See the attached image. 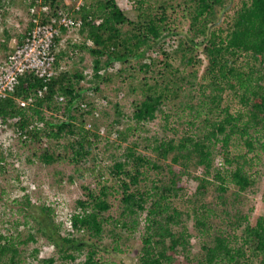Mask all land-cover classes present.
<instances>
[{
    "label": "trees",
    "instance_id": "obj_1",
    "mask_svg": "<svg viewBox=\"0 0 264 264\" xmlns=\"http://www.w3.org/2000/svg\"><path fill=\"white\" fill-rule=\"evenodd\" d=\"M120 1L84 0L76 11L83 20L81 36L93 42L92 46L74 44L78 51H73L74 55L88 52L93 58L89 88L78 85L86 79L84 73L64 68L39 97L36 93L45 85L43 79L26 73L15 92L0 100L2 124L16 130L34 124L27 130L29 139L40 141L43 134L59 139L79 128L73 116L74 111H80L73 108L76 98L86 89L98 94L100 84L112 80L115 73L101 74V70L116 61L125 64L142 59L150 49H158V57L165 58L164 71L158 73L161 80L144 83L142 99L127 118L132 123L124 127L125 114L119 103L114 104L111 127L119 141H127L135 129L159 114L164 120L163 135L146 139L148 154L139 152L140 145L133 142L126 147L124 159L115 163L111 174L122 189L120 216H104L112 208L108 199L112 187L106 184L98 193L91 190L87 200H78L72 212L71 224L75 232H84L83 236L69 231L63 236L50 207H41L42 219L26 214L38 223L37 234L46 236L61 254L60 262L52 256L37 264H70L82 253L85 260L78 264H112L99 256L100 251H109L101 244L104 234L113 236L117 243L113 250L122 252L118 243L121 233L136 232L141 214H145L144 226L141 242L133 249L135 264H264V215L252 221L240 200L256 185L259 171L255 168L264 156V0H186L189 26L173 32L164 5L156 8V1L131 0L136 11L132 19ZM53 3L61 5L58 0ZM155 9L163 12L153 14ZM32 25L29 22L25 32ZM126 25L128 29H124ZM170 36L178 46L173 56L168 55L173 45L164 46ZM57 57L59 66L61 54ZM154 59L142 63L141 68L150 71ZM204 63L200 72L197 66ZM31 95L35 97L32 104L19 105L18 100ZM60 96L65 99L63 106L58 102ZM61 107L67 119L51 122L47 114L54 115ZM93 108L81 114L95 118ZM104 109L106 106L99 108L100 115ZM79 129L83 135L73 142L78 147L75 156L88 154L84 144L91 146V139L101 136L99 130L84 124ZM39 157L47 164L58 159L49 151ZM184 176L197 182L194 195L186 199ZM210 191L214 197L207 202ZM24 200L20 208L31 213L35 206L29 196ZM190 220L195 235L189 231ZM16 226L0 232V264H26L22 246L35 241L36 236L30 232L23 236ZM194 236L200 243L196 254L192 253ZM38 253L35 249L33 256Z\"/></svg>",
    "mask_w": 264,
    "mask_h": 264
},
{
    "label": "rangeland",
    "instance_id": "obj_2",
    "mask_svg": "<svg viewBox=\"0 0 264 264\" xmlns=\"http://www.w3.org/2000/svg\"><path fill=\"white\" fill-rule=\"evenodd\" d=\"M58 1L65 4L62 0ZM153 1H156L154 5L156 8L161 5L167 7L165 12L168 16L167 23L171 29L170 32L188 28L190 21L187 16L188 3L186 0H151V2ZM132 5L131 0L120 1L121 8L127 10L128 15L133 19L136 16V11L132 9ZM23 9L24 13L27 12L28 6H24ZM156 12L160 13L163 10L155 9L153 14ZM124 29H128V26H124ZM20 33L24 35V33ZM0 34L2 35L3 32L0 31ZM177 48L178 46L172 48L168 55L173 56ZM2 52L4 51H0V61L5 59L4 56L6 55ZM60 54V60H63L66 64V70L73 73L80 71L86 76V79L81 80L78 85L91 86L88 83V78H91L94 73L91 55L88 52H83L81 57L84 58L83 61L85 62L79 63V57L70 55L69 52H61ZM200 57H202L201 54ZM154 58L155 65H152L151 70L148 72L141 68V64L144 63L143 58L125 64L120 63L121 67L119 68L122 69L113 74L112 80L100 84L98 95L108 99L110 104L107 105L99 117L92 118L88 113L73 112L74 124L77 125V128H80L82 124L86 126L88 121L94 120L93 130H99V132L103 130L100 137L91 139V146H88L87 143L84 144L86 150H89L88 154L75 156V150L78 147L73 142L80 140L83 135L79 128L73 135L63 133L62 137L55 139L43 134L40 141H35L29 139V137L26 140L18 137L16 128L13 125H0V162H2V167H0V232L12 229L16 226L15 222H19L16 227H18V231L22 232L23 236H26L29 232L35 234V241L22 246L26 264H37L39 259L52 256L56 257L59 262L61 261V254L48 238L41 233L37 234L38 223L36 220L29 218L26 214H32L42 219L45 214H42L41 207L52 208L54 222L61 226V234L67 236L69 232L64 222L66 221V213L73 212L76 209L78 200H87L88 193L91 190H96L98 193L100 187L106 184L112 187L108 198L112 208L104 212V216H111L114 219L120 216L122 212V189L120 188V182L111 174L114 171L115 163L120 158L124 159L126 147L131 146L133 142L140 145L137 149L139 152L148 154L149 152L145 149L146 139L163 135L164 120L159 114L156 119L143 123L135 129L127 141H119L116 139V131H112L114 129L111 127L116 115L114 104L119 103L125 114L123 118L124 127L127 122L132 123L133 121L130 119L128 121L127 118L132 115L134 105L142 99L144 83L152 84L154 78L161 80L158 73L164 71L165 58L164 60L160 56ZM175 65H180L178 59L175 60ZM204 67L205 63L197 66L200 72H203ZM61 109L62 107L54 115L52 113L47 114L51 122L57 123L62 119H67L66 113H62ZM172 124L174 125V123ZM46 151L54 153L58 159L50 164L45 163L39 156ZM216 166H218L217 163ZM255 170L259 171L256 185L244 193L240 199L243 202V210L249 212L252 221L264 215V156ZM100 181L104 183L100 184ZM183 181L186 185V195L184 197L186 199L187 196L194 195L197 182L188 176H184ZM25 196H29L35 206L31 213L29 209L20 208V202L25 201ZM213 197L214 195L210 191L206 201H212ZM178 205L184 208V205H180V203ZM144 216L145 214L140 215V225L136 232L132 234L128 232L121 233L122 237L118 243L121 244L122 252L113 250L117 243L114 237L106 232L101 244L108 247L109 251H100L99 256H102L104 261L112 264H135L136 258H134L135 252L133 249L138 247L141 242ZM108 228H111V225ZM188 228L192 234H196L193 220L188 222ZM73 234L79 237L83 236L84 232L76 231ZM35 249L39 250L38 257L33 256ZM199 250L200 243L194 236L192 237V253L196 254ZM84 260L85 253H82V255H78L76 261L70 264H78Z\"/></svg>",
    "mask_w": 264,
    "mask_h": 264
},
{
    "label": "built area",
    "instance_id": "obj_3",
    "mask_svg": "<svg viewBox=\"0 0 264 264\" xmlns=\"http://www.w3.org/2000/svg\"><path fill=\"white\" fill-rule=\"evenodd\" d=\"M28 7V22L32 26L27 32L23 41L18 44L13 51L0 62V100L11 96L19 83L20 77L26 73H33L42 78L45 85L37 90V96L43 97L48 90V83L61 70H64V64L57 65L58 54L61 50L68 49L70 45L85 42L86 45L92 46L90 39L84 40L80 32L83 28V20L76 13L83 5L84 0H79L73 7L63 5L56 6L53 0H26ZM70 42V43H69ZM176 46V38L168 37L165 47ZM74 51H78L75 48ZM158 49L146 50L144 53V63H150L151 59L158 57ZM120 62L116 61L103 70L101 74L116 73ZM58 67V68H57ZM90 86H86L89 88ZM35 97L31 95L28 99H20L18 103L25 107L34 102ZM65 99L63 96L58 98V102L63 106ZM93 105L94 117L100 116L102 106L108 105L106 98H101L91 89L84 90L80 97L76 98L73 108L79 109L80 113L87 111ZM64 111V107L61 109ZM63 118V116H62ZM34 124H31L26 130H19L17 136L26 140L28 138L27 130H32ZM42 127V124H40ZM93 127L92 122L88 121L86 128ZM103 130L100 132L102 135ZM60 205V203H58ZM63 205V204H61ZM70 211V210H68ZM64 221L69 232H75L71 224L72 211L66 213Z\"/></svg>",
    "mask_w": 264,
    "mask_h": 264
},
{
    "label": "crops",
    "instance_id": "obj_4",
    "mask_svg": "<svg viewBox=\"0 0 264 264\" xmlns=\"http://www.w3.org/2000/svg\"><path fill=\"white\" fill-rule=\"evenodd\" d=\"M66 5L74 6L79 0H62ZM24 6H27L24 0H0V51H4L5 58L13 49L20 44L25 35V29L29 24L27 12L24 11ZM25 20V22H24ZM19 33V34H18ZM73 55V54H72ZM79 57L78 62L84 63L80 54L74 55ZM66 65V64H65Z\"/></svg>",
    "mask_w": 264,
    "mask_h": 264
},
{
    "label": "clouds",
    "instance_id": "obj_5",
    "mask_svg": "<svg viewBox=\"0 0 264 264\" xmlns=\"http://www.w3.org/2000/svg\"><path fill=\"white\" fill-rule=\"evenodd\" d=\"M61 5L64 6V4H61ZM68 6H69V5H68ZM28 7H29V5H28ZM69 7H70V6H69ZM72 7H73V6H72ZM0 12H1V9H0ZM27 12H28V10H27ZM27 18H28V16H27ZM82 37H83V36H82ZM69 43H70V42H69ZM82 43H83V42H82ZM74 50H75L74 45H70L68 49L61 50L60 53H61V52H63V53H68V52H69L70 55H72V54L74 55V53H73ZM60 64H64V66H65V62H64L63 60H61ZM65 69H66V66H65ZM0 125H4V124H2V123L0 122ZM19 130H21V129H17V130H16V133H17ZM28 137L30 138L29 135H28ZM27 139H28V138H27Z\"/></svg>",
    "mask_w": 264,
    "mask_h": 264
}]
</instances>
